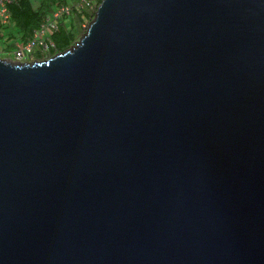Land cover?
Returning <instances> with one entry per match:
<instances>
[{"label":"water","instance_id":"water-1","mask_svg":"<svg viewBox=\"0 0 264 264\" xmlns=\"http://www.w3.org/2000/svg\"><path fill=\"white\" fill-rule=\"evenodd\" d=\"M0 264H264V0H102L0 58Z\"/></svg>","mask_w":264,"mask_h":264},{"label":"trees","instance_id":"trees-1","mask_svg":"<svg viewBox=\"0 0 264 264\" xmlns=\"http://www.w3.org/2000/svg\"><path fill=\"white\" fill-rule=\"evenodd\" d=\"M38 7L34 6L33 0H19L12 4H9L8 11L10 16V30L12 37L21 36L22 41L28 40L31 35L37 30L43 21L51 16L58 8L71 4L68 0H39ZM79 0H75L78 2ZM102 2V0H97ZM79 11L77 17L80 21H84L83 17L90 19L88 13L81 11L80 9H74ZM92 18V17H91ZM50 39L55 44L53 52H64L69 50L76 40V34L73 32V28L68 29L63 22L56 32L51 33Z\"/></svg>","mask_w":264,"mask_h":264},{"label":"built area","instance_id":"built-area-1","mask_svg":"<svg viewBox=\"0 0 264 264\" xmlns=\"http://www.w3.org/2000/svg\"><path fill=\"white\" fill-rule=\"evenodd\" d=\"M17 1L19 0H0V26L10 22L8 6ZM83 1H88L91 5L98 7L101 4L97 0H79L78 3L81 4ZM76 3L67 4L55 10L51 16L43 21L29 40L23 43H17L10 51L13 55V60L16 62H26L28 60H34L35 58H42L49 54H57V51L53 52V50H56V47L50 39V35L59 29V26L65 18L73 14L75 8H78L76 7Z\"/></svg>","mask_w":264,"mask_h":264},{"label":"rangeland","instance_id":"rangeland-1","mask_svg":"<svg viewBox=\"0 0 264 264\" xmlns=\"http://www.w3.org/2000/svg\"><path fill=\"white\" fill-rule=\"evenodd\" d=\"M69 2H71L72 4L75 2V0H68ZM34 6L38 7L40 4L39 0H33ZM76 7H78L81 11L88 13L90 16V19H87L86 17H83L84 21H80L77 17L79 11H74L73 14L65 19V25L68 29L73 28V32L76 34V40L74 41V43L72 44L73 47L76 45L77 42L80 41V39L86 34L88 28H89V24L92 22V20L94 19V16L96 14V10L98 9V6L95 5H91L88 1H83L80 3H76ZM76 8V9H78ZM92 17V18H91ZM10 47V43L7 42L6 40L2 41V44H0V58L5 59V58H12L13 59V55L12 53H8L7 51L4 53L5 50L9 49ZM62 52H59L57 54H53V55H47L44 56L42 58H39L41 60H34V61H44V60H48L50 58H53L54 56L60 54ZM36 59V58H35Z\"/></svg>","mask_w":264,"mask_h":264},{"label":"crops","instance_id":"crops-1","mask_svg":"<svg viewBox=\"0 0 264 264\" xmlns=\"http://www.w3.org/2000/svg\"><path fill=\"white\" fill-rule=\"evenodd\" d=\"M10 25H11V22H9L8 24H6V25H1L0 26V44H2V41L3 40H6L7 42H9L10 43V48H12L13 46H15L17 43H23V42H25V41H22L21 40V36H15V38H13L12 37V35H11V33L9 32V30H10ZM34 34V33H33ZM32 34V35H33ZM32 35H31V37H32ZM30 37V38H31ZM29 38V39H30ZM28 39V40H29ZM27 41V40H26ZM14 48V47H13Z\"/></svg>","mask_w":264,"mask_h":264},{"label":"clouds","instance_id":"clouds-1","mask_svg":"<svg viewBox=\"0 0 264 264\" xmlns=\"http://www.w3.org/2000/svg\"><path fill=\"white\" fill-rule=\"evenodd\" d=\"M72 4V3H71ZM66 19V18H65ZM65 19L63 20V22H65ZM62 24V23H61ZM36 31V30H35ZM26 42V41H25ZM14 47V46H13ZM13 47L12 48H10L9 47V49H7V50H5L4 51V53L7 51L8 53H10V51L13 49ZM73 47V46H72ZM71 47V48H72ZM5 59H9V60H12V61H14L12 58H5ZM39 58H36V59H34V60H38ZM34 60H28V61H26V62H38V61H34ZM41 60V59H40ZM14 62H16V61H14ZM26 62H16V63H26Z\"/></svg>","mask_w":264,"mask_h":264},{"label":"flooded vegetation","instance_id":"flooded-vegetation-1","mask_svg":"<svg viewBox=\"0 0 264 264\" xmlns=\"http://www.w3.org/2000/svg\"><path fill=\"white\" fill-rule=\"evenodd\" d=\"M38 60H40V59H38Z\"/></svg>","mask_w":264,"mask_h":264}]
</instances>
